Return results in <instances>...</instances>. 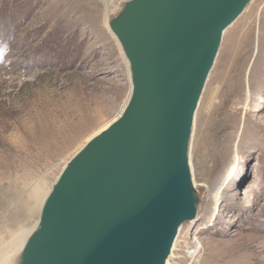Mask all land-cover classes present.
Masks as SVG:
<instances>
[{
	"label": "rangeland",
	"instance_id": "obj_1",
	"mask_svg": "<svg viewBox=\"0 0 264 264\" xmlns=\"http://www.w3.org/2000/svg\"><path fill=\"white\" fill-rule=\"evenodd\" d=\"M112 2L0 0V250L37 223L65 163L130 96ZM250 5L197 111L191 160L205 193L169 264H264V0Z\"/></svg>",
	"mask_w": 264,
	"mask_h": 264
},
{
	"label": "water",
	"instance_id": "obj_2",
	"mask_svg": "<svg viewBox=\"0 0 264 264\" xmlns=\"http://www.w3.org/2000/svg\"><path fill=\"white\" fill-rule=\"evenodd\" d=\"M252 1L109 6L129 99L65 163L8 264L169 263L205 193L191 160L197 111L224 37Z\"/></svg>",
	"mask_w": 264,
	"mask_h": 264
},
{
	"label": "bare ground",
	"instance_id": "obj_3",
	"mask_svg": "<svg viewBox=\"0 0 264 264\" xmlns=\"http://www.w3.org/2000/svg\"><path fill=\"white\" fill-rule=\"evenodd\" d=\"M111 1V0H110ZM115 2H116V0H113V2H112V4L111 5H113V4H115ZM251 6V5H250ZM249 6V7H250ZM108 9H109V7H108ZM108 9H107V12H108ZM107 12H106V16H105V21H106V24H107ZM244 14V13H243ZM107 26H108V24H107ZM228 32V31H227ZM123 54V53H122ZM125 58V57H124ZM126 59V58H125ZM126 62H127V60H126ZM127 65H128V62H127ZM129 99V98H128ZM128 101V100H127ZM125 106V105H124ZM124 108V107H123ZM108 125V124H107ZM107 125H105L103 128H105ZM102 128V129H103ZM101 130V129H100ZM99 130V131H100ZM83 146V145H82ZM81 146V147H82ZM33 194H35V192L33 193ZM34 196V195H33ZM45 199V198H44ZM44 201V200H43ZM43 203V202H42ZM42 206V205H41ZM30 230L31 229H29V230H27L24 234H22L20 237H17V239L15 240V241H13V243L12 244H10V245H7L4 249H2V250H0V264H8V260H9V256H10V252L13 250V248L16 246V245H18L24 238H25V236L30 232ZM181 232V231H180ZM178 239V238H177ZM177 241V240H176ZM176 244V243H175ZM174 248H175V246H174ZM200 250H201V247H200V249L198 250L199 252H200ZM199 252H193V256H192V259H194V258H196V256H198V254H199ZM173 253H174V251H173ZM190 254H191V251H190ZM169 263H170V260H169ZM168 263V264H169Z\"/></svg>",
	"mask_w": 264,
	"mask_h": 264
}]
</instances>
